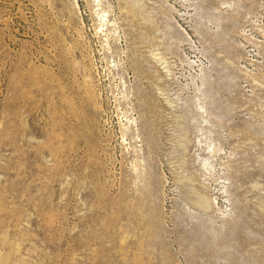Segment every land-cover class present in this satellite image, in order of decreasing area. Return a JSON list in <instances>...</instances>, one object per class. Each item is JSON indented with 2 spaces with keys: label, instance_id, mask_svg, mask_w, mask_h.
Wrapping results in <instances>:
<instances>
[{
  "label": "rangeland",
  "instance_id": "obj_1",
  "mask_svg": "<svg viewBox=\"0 0 264 264\" xmlns=\"http://www.w3.org/2000/svg\"><path fill=\"white\" fill-rule=\"evenodd\" d=\"M0 264H264V0H0Z\"/></svg>",
  "mask_w": 264,
  "mask_h": 264
},
{
  "label": "bare ground",
  "instance_id": "obj_2",
  "mask_svg": "<svg viewBox=\"0 0 264 264\" xmlns=\"http://www.w3.org/2000/svg\"><path fill=\"white\" fill-rule=\"evenodd\" d=\"M99 1V0H98ZM99 5V4H98ZM100 6V5H99ZM98 7V6H97ZM98 14V16H99V21H100V27H104L105 25H108L107 23H108V20H107V18H106V13L104 14V12H101V13H97ZM98 18V17H97ZM108 28V27H107ZM110 28V27H109ZM115 30V29H114ZM114 30H111V31H114ZM106 31V30H105ZM108 31V30H107ZM110 31V32H111ZM109 32V31H108ZM109 34V33H108ZM113 34V33H112ZM107 36V35H106ZM105 36V37H106ZM107 42V41H106ZM208 164V163H207ZM206 164V165H207ZM210 166V165H209Z\"/></svg>",
  "mask_w": 264,
  "mask_h": 264
}]
</instances>
